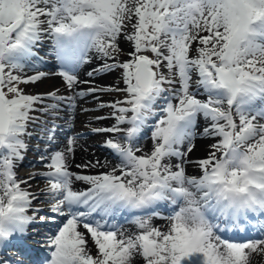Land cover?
<instances>
[{
  "label": "snow or ice",
  "instance_id": "snow-or-ice-1",
  "mask_svg": "<svg viewBox=\"0 0 264 264\" xmlns=\"http://www.w3.org/2000/svg\"><path fill=\"white\" fill-rule=\"evenodd\" d=\"M49 58L56 72L41 70ZM93 59L88 77L119 82L80 90ZM53 75L67 94L21 87ZM89 95L111 109L97 119L114 123L91 131L111 134L102 146L118 161L75 165L107 169L94 174L70 171L81 134L54 148L61 112ZM32 138L47 170L20 179ZM198 138L215 143L193 162ZM38 176L64 218L54 231L33 203ZM29 236L41 237V264H264V0H0V264H23L7 253Z\"/></svg>",
  "mask_w": 264,
  "mask_h": 264
},
{
  "label": "rangeland",
  "instance_id": "rangeland-1",
  "mask_svg": "<svg viewBox=\"0 0 264 264\" xmlns=\"http://www.w3.org/2000/svg\"><path fill=\"white\" fill-rule=\"evenodd\" d=\"M125 51H127V49L125 48V46L121 45ZM131 49V48H130ZM41 55H44V51L42 50L41 51ZM124 59H126L127 57H123ZM48 63L50 64L51 63V67L52 65H56V62L55 60L49 58L48 59ZM47 63V64H48ZM99 65H97L96 67H98ZM47 67L46 66H43L41 68L42 71L46 72L47 70ZM49 71V70H48ZM33 73L31 71L28 72V75H32ZM108 76L110 78L108 79H105V77ZM100 79V82H98L97 84H94V87H97V86H104V87H107V86H110V85H115L119 82V72H113V73H107V74H104L102 76H96L95 79ZM83 85V84H82ZM52 83L50 81H46L44 82V79L40 82H38L37 84L35 85H28V86H24V85H21V87H25V90L31 94H38V93H47V92H51V91H54L56 89H52ZM121 87H123V85L121 84L120 85ZM84 87V86H82ZM81 87V88H82ZM100 96V100L105 102V103H111L113 102L114 100H117V99H120L122 98V93H111V94H108V93H105V94H98ZM91 95L89 96H86L85 98H88L90 97ZM85 98H83L82 100H84ZM91 98H93L91 96ZM97 103L98 104V101L95 100V99H88V100H85L83 102V104L86 106L85 109H87V105L88 103ZM111 111L110 108H103V109H98L97 106L96 108L94 109H87V111H83L81 112V114L79 115L78 118H76L77 121L81 122L85 120L83 119V117H87L89 116L90 118H88L86 120V123H83L85 126H84V129H86V131L88 132L89 128L91 127H94L95 126H98L100 125L101 123H92L91 122V119H93L94 115L96 114H100L101 117H104V116H107L109 114V112ZM95 112V114L92 115V113ZM92 115V116H91ZM83 116V117H82ZM100 117V116H99ZM66 120L67 124L65 127H62V131L60 129L57 130V135H62L63 139H67L68 136H69V130L70 131H73V127H72V124L69 122V119L68 117L66 119H60V120H57L56 123L59 124V123H63L62 121ZM107 121V126H111L113 123H114V120H111V119H106ZM108 121H110V125L108 124ZM71 126H70V125ZM60 125V124H59ZM82 125V124H81ZM101 126V125H100ZM150 129V128H149ZM149 129H145V135H144V138L141 139L139 141V143L147 140L148 136H147V133H148V130ZM93 137H91L90 139H92L93 141L95 142H98V141H101L103 142L105 139V137H109V134L107 133H103V134H96L98 136H95V133H92ZM87 137V136H85ZM82 139V138H80ZM204 141H214L213 139H208V138H203ZM67 141V140H66ZM39 143V146H40V149L43 150L44 149V144L42 141H38L36 138H32L30 140H28V144H29V148H28V151L26 152L25 154V157H24V160L19 164L18 168L20 171H24V175L23 176H20L18 171H17V174H18V178L20 179H25L28 177V175L30 173H36V172H43L44 170L43 169H40V167L42 166V163H39L40 159H39V155L40 153L36 151V146L37 144ZM140 143V144H141ZM92 150L91 152H95L97 151L99 154H101V158L103 159H107V156H109V159H113V156L109 153L108 150H105V148L101 145V149L98 147V145L94 144L92 146ZM151 149V147H150ZM149 149V150H150ZM148 150V151H149ZM111 157V158H110ZM35 170V171H34ZM107 170V169H106ZM45 182V180L42 178V177H36L34 180H31L30 181V184L33 185V189H37L39 188L40 185H42L43 183ZM38 201V200H37ZM39 202V201H38ZM47 204H49L48 200L45 201ZM48 209V208H47Z\"/></svg>",
  "mask_w": 264,
  "mask_h": 264
},
{
  "label": "bare ground",
  "instance_id": "bare-ground-1",
  "mask_svg": "<svg viewBox=\"0 0 264 264\" xmlns=\"http://www.w3.org/2000/svg\"><path fill=\"white\" fill-rule=\"evenodd\" d=\"M121 45L125 46V48L127 49V51H130L131 47L130 45L128 44H125V43H122ZM101 61L98 60V59H93V61L89 64H85L83 65L80 70H79V78L82 80V81H90V83H85L83 84L84 87H82L83 85L81 84L79 86V89L80 90H84V91H87V89H89L90 87H94V84H97L98 82H100V79H95V78H90L88 77L87 73L89 71H92L93 68H95L97 65H100ZM110 77L106 76L105 79H108ZM46 81H50L52 83V89H57L59 88V90H62V91H65V88L63 86V82L61 80V78L59 76H54L52 79H47V80H44V82ZM82 87V88H81ZM94 105V104H93ZM84 107L83 106H79L74 113H72L71 115L69 114V112H66L68 115H66V117H68L69 119V122L72 124V127H73V131H70L69 130V136L68 137H71V136H76V132L77 133H82L83 131H86V129H84V124L83 123H86V120L88 118H90L89 116L87 117H83V119L85 120L81 122L75 120L77 117H79V115L81 114V112L83 111ZM67 111V110H66ZM64 115V113L62 114V116ZM93 115V114H92ZM91 115V116H92ZM74 116V119L72 118ZM101 117L100 114H95L93 117V119H91V122L92 123H101L100 125L98 126H95V128H100V127H106L107 126V121L106 119H97V117ZM65 118V117H64ZM67 124L66 121L63 122V125L65 127V125ZM108 124L110 125V121H108ZM70 125V124H69ZM200 125L202 126L201 129L203 128L204 126V121L201 120L200 121ZM71 126V125H70ZM63 127V126H61ZM92 129V127H91ZM90 130V128L88 129ZM111 134H109V137H110ZM108 137V138H109ZM60 138H61V135L58 137V143L55 144L54 148L55 150H63L66 145H67V141L64 142V144L62 145L61 142H60ZM107 137H105V139H108ZM99 144V142H95L93 141L92 139L91 140H88V139H79L77 141V146H76V152H75V155H74V158L72 159V167H71V170L73 172H83L84 174H94L95 172H98V171H105L106 169H93V170H83V169H78L75 167L76 164H81V163H84L86 161H89V160H96V159H99L101 161H104L97 151L95 152H91L92 150V146L94 144ZM212 143H215V140L214 141H204L202 139H197L195 141V148L193 149V151L191 153H189L187 159L188 160H198V159H203L207 156L210 148H209V145H211ZM152 145V141L151 139H149L145 144L143 145H140L139 147H141L144 151L146 148H149L151 147ZM51 150V149H50ZM111 163L113 164V162L111 161ZM173 163H175V161H173ZM42 166L44 167V163H42ZM45 168V167H44ZM46 169V168H45ZM185 169H186V173H188L189 171H196V168L193 169L192 166H189V165H185ZM22 174V173H21ZM33 185L31 184V187ZM86 186L85 184H83L82 182H79V181H76L74 182V189L75 190H80L82 187ZM39 196V195H38ZM44 198H48V197H44ZM39 199H42L41 196H39ZM38 199V200H39ZM153 223L157 226H161L163 227L167 222L166 221H162V220H153ZM124 228L128 229L129 231H134L135 228L133 225L131 224H126L123 226ZM81 231H84L83 229H81ZM241 238V237H238V239ZM90 246H91V242H90ZM93 253H95V249H93ZM256 260H261L260 257H257Z\"/></svg>",
  "mask_w": 264,
  "mask_h": 264
}]
</instances>
